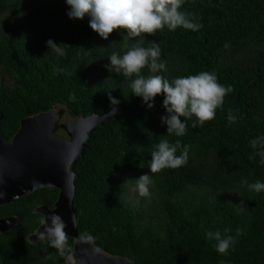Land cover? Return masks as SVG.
Instances as JSON below:
<instances>
[{
    "label": "trees",
    "instance_id": "1",
    "mask_svg": "<svg viewBox=\"0 0 264 264\" xmlns=\"http://www.w3.org/2000/svg\"><path fill=\"white\" fill-rule=\"evenodd\" d=\"M68 8L65 0H0V15L26 19L20 26L0 25V136L8 141L18 131L17 125L4 135L5 120L13 118L19 124L55 104L83 117L102 116L125 106L95 128L72 165L78 233L90 235L96 247L111 255L129 257L127 249L104 229L123 204L118 193L149 172L156 143L179 139L190 146L188 163L150 174L154 181L150 197L132 208L135 227L161 235L169 231L175 217L183 221L197 216L203 221L221 210L224 216L236 217L246 241L234 243L227 254L212 246L208 263L264 264V192L241 184L242 178L249 183L264 181L260 157L249 159L256 151L250 141L264 135V0H186L182 10L200 18L199 31L180 27L170 32L165 27L155 36L145 34V47L153 40L159 42L168 67L163 75L170 80L208 71L216 73L219 83L234 88L216 110L215 119L193 128V117L183 137L169 135L161 124L163 95L155 97L154 107L148 109L141 97L131 93L130 80L105 67L107 56L121 50L126 32L114 30L104 40L89 27L87 17L69 18ZM49 39L64 43L67 55L57 57L51 52ZM142 71L148 75L147 68ZM110 95L119 105L111 104ZM229 113L237 117L235 123L228 122ZM58 192L41 188L0 206V218L17 217L16 225L0 234V264H11L13 256L23 257L25 264H62L71 255L72 238L66 256L46 240L35 244L26 240L43 220L34 210L41 205L53 209ZM198 226L195 229L203 234ZM192 255L194 250L180 247L153 255L144 264H194L188 261Z\"/></svg>",
    "mask_w": 264,
    "mask_h": 264
},
{
    "label": "clouds",
    "instance_id": "2",
    "mask_svg": "<svg viewBox=\"0 0 264 264\" xmlns=\"http://www.w3.org/2000/svg\"><path fill=\"white\" fill-rule=\"evenodd\" d=\"M69 6L67 16L72 19L88 18L89 27L102 39L108 40L114 30H124L126 36L120 51H112L108 56L109 64L105 67L109 72L122 75L131 81V93L142 98V103L148 109L155 105V97L163 95L162 107L165 114L161 115L162 125H166V133L174 137H183L188 131V121L193 120L192 127L203 126L206 121L215 119L216 110L222 108L224 98L234 92L231 85L219 83L215 72L202 71L195 75L177 76L169 79L163 73L168 67L162 59L159 42L153 40L145 47V34L155 36L165 27L171 32L182 27L193 32L199 31L203 24L194 13L182 10L186 0H65ZM49 49L57 57H64L67 51L54 40L46 41ZM228 46L227 44L225 45ZM145 68L148 75L143 74ZM112 105L120 101L109 96ZM75 101V95L70 96ZM113 111H116L114 108ZM184 118V119H182ZM228 122L235 123L237 117L229 113ZM252 149L256 150L249 159L259 156V163L264 165V135L250 141ZM179 151V155L177 152ZM189 145H183L179 139L170 142L162 139L153 146L149 172L135 179V190L142 197H150V187L153 178L150 174L160 173L164 169H175L187 165L189 160ZM38 181H33L34 187ZM241 184L256 193L264 192V181L256 180L249 183L247 179ZM74 224L77 217L72 216ZM44 230L38 238L46 240L50 247L57 250L60 256L71 252L68 243L66 222L59 214H51L41 220ZM241 233L237 229V235ZM207 237L216 241V251L227 254L235 243V237L224 236L220 231L208 232Z\"/></svg>",
    "mask_w": 264,
    "mask_h": 264
},
{
    "label": "water",
    "instance_id": "3",
    "mask_svg": "<svg viewBox=\"0 0 264 264\" xmlns=\"http://www.w3.org/2000/svg\"><path fill=\"white\" fill-rule=\"evenodd\" d=\"M56 105L60 104L53 105L48 112L21 120L20 129L12 141L5 142L0 136V206L41 188L57 189L59 192L54 208H42L59 214L67 224L65 231L68 238L74 239L73 251L62 264H135L96 247L90 235L78 233L77 223L74 224L71 219L72 216L76 217L73 208L76 176L72 165L83 154L95 128L103 126L125 106L114 107L116 111L112 108L102 116L89 117L76 116L64 106L75 117L72 122L64 124L62 117L54 112ZM55 125L59 126V131L48 139L50 130L45 132L44 128ZM34 180L38 181L35 187ZM16 223L17 217L0 218V234L11 230ZM43 227L40 225L35 234L34 231L29 235L36 239L32 244L42 240L38 236Z\"/></svg>",
    "mask_w": 264,
    "mask_h": 264
},
{
    "label": "rangeland",
    "instance_id": "4",
    "mask_svg": "<svg viewBox=\"0 0 264 264\" xmlns=\"http://www.w3.org/2000/svg\"><path fill=\"white\" fill-rule=\"evenodd\" d=\"M25 23L26 19L22 15L13 16L7 13L0 15V25L2 26L15 27ZM54 112L62 117L61 121H63L64 124L70 123L75 119L73 115L69 114L64 106L56 105ZM20 124L21 122L17 124L14 122L13 118H10V120H5V123L1 127V131L4 135L8 136L10 132L13 131L15 127H17V125L19 131ZM58 127V125H55L52 128H44L45 132L50 130L48 133V139L58 133ZM18 131H16L8 139V141L3 137L1 138L5 142H10L13 140ZM118 195V197L124 200L123 204L121 208L118 207L116 213L113 214L112 220L106 224L104 229L108 236L115 238L122 244V246H124V248L127 249L129 257L124 258L134 262L135 264H144L146 260L153 255L164 254L171 251L174 252L176 248L180 247H187L191 248V250H194V255H192L188 261L194 264H209L207 252H209V248L216 244V241L207 237L206 234L208 232L220 231L224 236L231 235L235 237V243L240 241L239 243L241 244L246 241V233H243L240 229V223L235 219L236 217L224 216L220 209H218L220 211L212 213L210 217L204 216L203 221H199L200 217L197 216H187V218H184L183 221L180 217H175V220L169 227V231L165 234L158 235L153 233V231H141L135 227L134 223L132 222L131 212L132 208L139 205L144 197L138 195L135 190V184L132 183H128L124 189H122V193H118ZM145 203H147V199L145 200ZM235 205L240 211L241 207H239L237 204ZM42 207L47 206L41 205L37 207L34 212L36 214L42 215L44 219ZM196 225L197 228H199L198 225H200V228L204 230L203 234L195 229ZM237 229L241 230L239 235H237ZM197 232H199V236L197 235ZM35 233L36 231L33 234ZM26 240L29 243L36 241V239H33L32 236H27ZM12 260L13 262L11 264H25L23 262V257L20 256H13Z\"/></svg>",
    "mask_w": 264,
    "mask_h": 264
},
{
    "label": "bare ground",
    "instance_id": "5",
    "mask_svg": "<svg viewBox=\"0 0 264 264\" xmlns=\"http://www.w3.org/2000/svg\"><path fill=\"white\" fill-rule=\"evenodd\" d=\"M42 213L44 214L45 218H47L48 216H50L52 214V211L46 209V208H43L42 209ZM44 228V227H43ZM44 229H42L41 231H43Z\"/></svg>",
    "mask_w": 264,
    "mask_h": 264
}]
</instances>
